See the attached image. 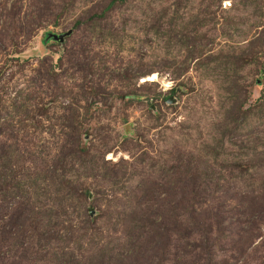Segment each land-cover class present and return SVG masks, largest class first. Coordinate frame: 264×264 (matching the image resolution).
<instances>
[{"label":"rangeland","instance_id":"rangeland-1","mask_svg":"<svg viewBox=\"0 0 264 264\" xmlns=\"http://www.w3.org/2000/svg\"><path fill=\"white\" fill-rule=\"evenodd\" d=\"M110 1L0 0V264H264V0Z\"/></svg>","mask_w":264,"mask_h":264},{"label":"water","instance_id":"water-1","mask_svg":"<svg viewBox=\"0 0 264 264\" xmlns=\"http://www.w3.org/2000/svg\"><path fill=\"white\" fill-rule=\"evenodd\" d=\"M70 30L66 31L65 33H61V34H53V33H46L45 35V39H52V40H57V41H61L62 37L69 34Z\"/></svg>","mask_w":264,"mask_h":264},{"label":"trees","instance_id":"trees-1","mask_svg":"<svg viewBox=\"0 0 264 264\" xmlns=\"http://www.w3.org/2000/svg\"><path fill=\"white\" fill-rule=\"evenodd\" d=\"M111 1H113V0H111ZM111 1H110V2H111ZM110 2L108 3V5H107L106 7H109V6H110V4H111Z\"/></svg>","mask_w":264,"mask_h":264}]
</instances>
